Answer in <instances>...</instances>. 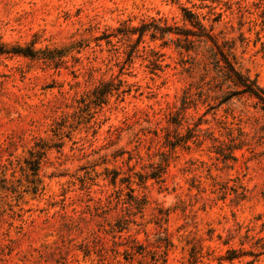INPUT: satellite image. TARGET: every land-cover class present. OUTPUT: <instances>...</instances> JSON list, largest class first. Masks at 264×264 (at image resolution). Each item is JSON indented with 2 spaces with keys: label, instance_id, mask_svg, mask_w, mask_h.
Instances as JSON below:
<instances>
[{
  "label": "rangeland",
  "instance_id": "1",
  "mask_svg": "<svg viewBox=\"0 0 264 264\" xmlns=\"http://www.w3.org/2000/svg\"><path fill=\"white\" fill-rule=\"evenodd\" d=\"M181 7L264 90V0H0V264H264V110Z\"/></svg>",
  "mask_w": 264,
  "mask_h": 264
},
{
  "label": "trees",
  "instance_id": "2",
  "mask_svg": "<svg viewBox=\"0 0 264 264\" xmlns=\"http://www.w3.org/2000/svg\"><path fill=\"white\" fill-rule=\"evenodd\" d=\"M181 11L183 20L187 21L188 24L192 27L184 30L185 32H181V35H183L184 37L183 41L185 42V49H188L193 45V40L190 38L191 36L204 37L208 41H210L212 43V46L216 49V53H218L221 57L218 61H223L224 63L223 67L225 68L227 77L232 79V81H234L236 85L241 87L239 92L256 98V103L259 104L260 108L264 110V90H262L254 81H252L248 77L242 76L238 71L234 69L227 56L220 50L214 37L205 31V28L198 18V15L185 7H181ZM128 30L132 33L136 31L139 38L145 31H149L151 37H154L156 34H159V36L161 37L171 31L169 26L160 25L157 23H144L140 26L128 27ZM37 52L38 49H35L30 45H8L7 43L0 42V55L16 54L24 57L34 58L36 57ZM26 163L34 172H36L39 167L38 155L34 152H30V158L26 160Z\"/></svg>",
  "mask_w": 264,
  "mask_h": 264
}]
</instances>
